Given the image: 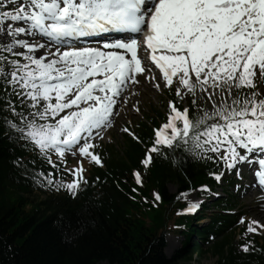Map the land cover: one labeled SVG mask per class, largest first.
<instances>
[{"label":"snow or ice","instance_id":"snow-or-ice-1","mask_svg":"<svg viewBox=\"0 0 264 264\" xmlns=\"http://www.w3.org/2000/svg\"><path fill=\"white\" fill-rule=\"evenodd\" d=\"M113 33L135 35L105 38ZM141 48L161 73L164 88H154L176 85L142 164L153 154L167 158L163 149L179 151L222 162L224 171L210 173L221 182L233 169L239 177L238 165L248 163L264 190V89L256 90L257 78L264 80V0H0V136L31 146L55 170L32 172V183L75 198L88 183L83 162L102 166L94 141L112 126L123 92L149 70ZM11 163L28 174L22 158ZM134 176L142 184L141 173ZM250 186L235 188L240 194ZM199 191L211 194L207 185ZM188 195L178 197L187 202L178 215L195 214L203 203L188 202ZM261 230L264 224L252 220L245 234ZM78 234L67 225L66 240ZM250 249L251 242L242 245Z\"/></svg>","mask_w":264,"mask_h":264},{"label":"trees","instance_id":"trees-1","mask_svg":"<svg viewBox=\"0 0 264 264\" xmlns=\"http://www.w3.org/2000/svg\"><path fill=\"white\" fill-rule=\"evenodd\" d=\"M30 151V146L22 149L0 136V264H177L176 259L165 257L163 237L157 235L163 208L170 203L166 183L174 182L179 189L187 188L191 181L199 184L205 180L204 164L200 166L182 153L178 166L168 161L153 163L140 197L131 191L130 168L139 164L142 148L130 141L125 158L111 152L106 168H94L75 198L51 193L37 200L31 197L36 186L30 177L35 169L24 163L25 175L11 163ZM39 166L47 171L43 164ZM153 191L162 196L158 208L151 205ZM227 223L223 215L214 214L207 227L193 231L206 240L208 234L218 233ZM68 224L73 230L79 229L71 240L64 236ZM230 241L225 236L210 246L209 250L218 254L217 264H264V255L258 252L239 254L230 248L225 256ZM196 250L204 252L200 247Z\"/></svg>","mask_w":264,"mask_h":264},{"label":"rangeland","instance_id":"rangeland-1","mask_svg":"<svg viewBox=\"0 0 264 264\" xmlns=\"http://www.w3.org/2000/svg\"><path fill=\"white\" fill-rule=\"evenodd\" d=\"M147 77V76H146ZM146 77L144 79V77L142 78V82L133 85L134 88H131V90L129 91V93L124 96L125 100L129 101L127 105H125V102L123 100V103L121 105V114L120 117H118L117 119V123L112 127L111 131L108 133H105L103 136V139L100 140V142L97 144V148H99V145L101 144L102 146H115L117 149H119L121 147V143L123 142V129L125 127H128L129 129L133 130L135 129V127L138 125V123L142 120H144V118L150 114V112L153 111H159L161 113H163L165 111V104L167 101V89L163 90V91H159L157 89H153V87H150L147 85L146 83ZM174 88L176 87V85L173 86ZM163 89V87L161 88ZM264 89V80H260L259 78H257V89L256 90H261ZM264 91H262L261 93H263ZM129 98V99H128ZM136 108H139V111H136ZM53 159H55V157H53ZM67 161L69 164H73L75 162L74 158L71 155H68L66 157ZM77 159H79V157H77ZM88 163L85 164L84 168H85V172H88L89 167H90V163L89 161H87ZM168 190L171 193L176 192V186H172L169 185L168 186ZM217 191L219 193H221L220 189H217ZM231 193H236L235 191H233V189L231 190ZM223 194V193H222ZM224 195V194H223ZM242 194H238L236 196V202H240V204L237 206V208L235 209V211H244V214L242 215L245 218V222L244 223H238L239 225H237L239 228L244 227L245 228V233H246V228L248 226V224L250 223V219L253 218V216L249 218H247L248 214L246 215V210L248 209V207L250 206H242L246 200L249 199L248 195L243 197L241 196ZM210 210H207L205 212H210ZM240 217L237 216V219H239ZM253 233L247 234L246 237H250L252 236ZM261 238H264V235L261 234L260 235ZM183 239L182 233L179 232H170L169 234H167L166 236V240H167V250L166 253H168L169 255H171L177 248L180 247L181 241ZM243 238L240 239H236L234 241L235 246L242 251V247L241 242H242ZM216 262V257L210 253L204 255L203 257H199L193 259L190 262H187L185 264H215ZM98 264H105V263H98Z\"/></svg>","mask_w":264,"mask_h":264},{"label":"bare ground","instance_id":"bare-ground-1","mask_svg":"<svg viewBox=\"0 0 264 264\" xmlns=\"http://www.w3.org/2000/svg\"><path fill=\"white\" fill-rule=\"evenodd\" d=\"M114 110H117V106ZM251 197L254 196V191H250ZM257 204L251 205L248 207L246 214H248L249 218L253 216L256 220H258L261 224H264V201L262 197H254L253 198ZM254 201V203H256Z\"/></svg>","mask_w":264,"mask_h":264}]
</instances>
